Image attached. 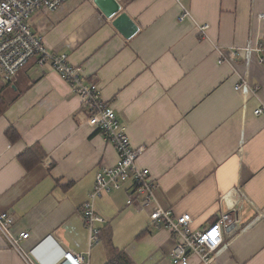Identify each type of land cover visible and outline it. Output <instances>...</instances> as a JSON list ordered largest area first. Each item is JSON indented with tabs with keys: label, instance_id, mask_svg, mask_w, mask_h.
Masks as SVG:
<instances>
[{
	"label": "crops",
	"instance_id": "obj_1",
	"mask_svg": "<svg viewBox=\"0 0 264 264\" xmlns=\"http://www.w3.org/2000/svg\"><path fill=\"white\" fill-rule=\"evenodd\" d=\"M117 1L139 28L130 39L94 0L38 10L29 25L99 86L164 208L191 215L194 232L228 217L211 263L264 264V0ZM215 47L242 55L220 63ZM89 116L34 59L0 83V214L14 221L12 238L30 234L20 247L34 264L88 252L85 205L99 170L118 163ZM133 191L129 182L97 201L105 223L89 264H107L113 248L133 264H172L177 237L152 226ZM0 264H28L1 231Z\"/></svg>",
	"mask_w": 264,
	"mask_h": 264
},
{
	"label": "built area",
	"instance_id": "obj_2",
	"mask_svg": "<svg viewBox=\"0 0 264 264\" xmlns=\"http://www.w3.org/2000/svg\"><path fill=\"white\" fill-rule=\"evenodd\" d=\"M68 1L0 0V83L15 78L31 60H36L40 69L57 73L75 94L82 97L83 106L90 113L88 126L97 130L118 154L117 165L103 167L97 173L93 191L85 205L83 217L88 233V252L86 255L66 252L64 260L70 264H89L91 250L101 243L100 233L105 223V219L96 211L97 201L132 182L135 187L132 198L136 208L148 214L155 229H167L178 239L177 246L170 254L172 264H190L192 257H197L202 264H212V255L222 242L223 230L231 227L228 217H223L201 232H194L191 229V215H176L172 210L164 208L157 197V187L151 179L150 171L137 165L141 150L132 148L127 126L118 120L114 110L103 101L99 86L86 82L80 66L71 65L67 54L49 51L43 37L31 30L29 21L36 11L55 12ZM189 15L185 11L181 20ZM260 18L263 19L264 15ZM198 28L206 36L209 25H199ZM215 49L220 54V63L239 59L242 55L241 50ZM261 113L262 110L256 111L257 115ZM13 223L8 214H0V231L28 264H34L20 247L21 241L29 239L30 234L23 233L18 239L12 238L10 227Z\"/></svg>",
	"mask_w": 264,
	"mask_h": 264
},
{
	"label": "water",
	"instance_id": "obj_3",
	"mask_svg": "<svg viewBox=\"0 0 264 264\" xmlns=\"http://www.w3.org/2000/svg\"><path fill=\"white\" fill-rule=\"evenodd\" d=\"M94 2L105 17L114 19L113 25L127 39L132 38L139 31L135 22L122 12L117 0H94Z\"/></svg>",
	"mask_w": 264,
	"mask_h": 264
},
{
	"label": "trees",
	"instance_id": "obj_4",
	"mask_svg": "<svg viewBox=\"0 0 264 264\" xmlns=\"http://www.w3.org/2000/svg\"><path fill=\"white\" fill-rule=\"evenodd\" d=\"M28 168L30 166L27 165ZM111 259L107 264H133V262L127 257L124 252H121L115 248L111 249Z\"/></svg>",
	"mask_w": 264,
	"mask_h": 264
}]
</instances>
